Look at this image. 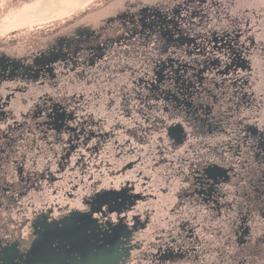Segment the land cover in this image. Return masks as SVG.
I'll return each mask as SVG.
<instances>
[{
	"label": "water",
	"instance_id": "1",
	"mask_svg": "<svg viewBox=\"0 0 264 264\" xmlns=\"http://www.w3.org/2000/svg\"><path fill=\"white\" fill-rule=\"evenodd\" d=\"M187 1L190 3L185 4L186 0H89L69 15L40 22V27L49 30L41 34L37 50L13 58L0 50V83L13 82L11 89L15 95L11 99L16 95L23 98L21 105L5 119L0 113V144L4 147L0 159L5 156L8 160L4 167L0 166V185L8 182L11 191L21 193L26 187L21 178L40 183V178L45 176L42 186H50L43 191L48 199L60 191H54L56 181H47L50 178L48 168H51L52 178L57 179L68 174L79 178L83 173H100L110 178L106 185L95 183L88 186L90 181L83 184L84 177L77 188L84 195L76 209L31 216L29 231L25 235L28 234V238L23 243L0 238V264H141L145 259L149 246L144 234L149 230L152 218L144 213L143 205L151 200L146 193L152 192L160 200L157 190L150 191L157 188V175L143 173L141 182H134L132 168H127L131 165L130 159L123 164L122 173V168L114 172L116 179L112 180L107 169L95 161L97 157L93 151L79 154L80 148L93 147L97 129L115 137L119 132H125L128 133L126 139L133 141L140 137L143 140L153 129L150 125L153 122L159 131L158 137L176 148L191 145L201 137H214L212 142L220 143L225 152L221 160L208 152L210 146L202 148L198 155L190 153L187 161L189 193L207 206L221 200V227H225L226 220L223 219L226 214L231 221L235 202L227 203L225 188L232 183L233 195H239L246 165L241 160L240 147L227 155L231 143L229 129L232 128L221 107L224 99H215L209 93L212 86L205 81L207 72H214L216 67L204 65L202 60V70H193V66L190 69L191 65L182 59H173L162 49L157 56L144 59L145 66L134 54L132 70L122 69L128 67V59L131 60L128 52L144 46L154 35L166 48L187 49L188 55L191 54L196 40L198 43L202 38L197 39V32L185 33V24L193 18L201 21L204 15L201 10L207 0ZM193 12L197 14L193 15ZM255 34L243 58H254V74L261 79L264 73V35ZM214 41H217L216 37L212 38L213 45L216 44ZM202 45L204 52L211 47L208 39ZM131 72L138 76L142 74L140 87L145 86L150 96L146 99H155L168 108L180 110L174 113L183 116L184 123L164 124L160 118L153 117L155 114L151 116L154 112L160 114V110L153 106H142L137 112L126 111L125 99L135 87L132 84L131 88L122 86V81L128 82ZM7 75L10 76L6 78ZM19 82L23 86L17 85ZM166 82L171 83L168 90L163 86ZM255 85V91L261 90L259 83ZM200 91L204 93L200 94ZM102 94H110L108 106L99 100ZM94 116L106 117L113 124L123 121L118 125L130 126L115 129V135H112V129L108 127L91 125L90 121H96ZM77 119L88 123L85 140H81ZM62 150L68 161L60 172H55L53 151ZM230 161L237 164V171L232 176L218 167V162ZM166 163L153 172H164ZM37 194L38 191L32 190L30 197ZM21 199L18 196L15 202L9 203L1 198L3 206L0 209L7 211L8 215H15L16 202ZM153 216L162 227L169 219L163 208L155 209ZM174 245L169 242L159 246L150 256L151 263L179 262L181 256Z\"/></svg>",
	"mask_w": 264,
	"mask_h": 264
},
{
	"label": "flooded vegetation",
	"instance_id": "2",
	"mask_svg": "<svg viewBox=\"0 0 264 264\" xmlns=\"http://www.w3.org/2000/svg\"><path fill=\"white\" fill-rule=\"evenodd\" d=\"M87 1L89 0L80 4L76 9L82 7ZM40 2L41 0H0V50L6 51L11 55V58L39 48L37 43L41 38L43 28L35 29L32 25L36 24L37 26L46 19L54 20L66 15L61 14L42 19L28 18L29 12L37 8ZM189 3L186 0L185 4ZM235 3H230L226 8L221 0L217 3L207 0L201 10L204 14L201 21L193 20L192 17L193 19L186 22L185 33L197 32L199 36L197 39L202 38L198 43L196 40L195 48L191 50L190 55H188L187 49L166 48L161 39L154 35L144 46L140 45L138 49L133 48L128 52L131 60L128 59V67H122L123 70H132L134 54L139 57L140 64L145 66L144 59L157 56L162 49L166 50L167 55L173 59L184 60L191 65L190 69L194 67L193 70H202V65H200L202 60L205 61L204 65L216 67L214 72L213 70L207 72L205 81L209 86H212L213 89L208 91L214 95L215 99L219 97L224 99L221 107L225 119L229 120L232 128L229 129L231 143L227 149V155H231L235 149L240 147L241 160L246 165L244 184L239 195H233L232 183L225 188L227 203L235 202V212L231 221H229L228 214L224 216L223 221L226 220L224 228L221 227V200L208 206L204 205L203 201L190 195L188 186L190 174L187 161L191 157L190 153L198 155L202 148L210 146L208 152L214 155L215 159L221 160L225 148L220 143H213L214 137H201L191 145L188 143L187 146L176 148L166 144V141L164 143L158 137L159 131L152 122L150 125L153 129L146 133L143 140L140 137L133 141L126 139L128 133L125 132H119V135L115 137L97 129L93 147L79 149V154L84 151H93L94 156L97 157L95 161L102 168L107 169L112 180L116 179L114 172L122 168L123 164L130 159L131 165L127 168H132L135 175L134 182H141L143 173L157 175L155 177L157 188L150 189V191L157 190L160 200H157L154 193H146L151 200L143 205V211L152 218V223L144 234L145 243L149 249L146 248L147 256L144 252L145 259L141 264H152L150 256L159 246L169 242H174V247L177 248L181 256L180 261L176 264H264V116L262 115L264 111V73L259 79V76L254 74V58L251 60L243 58L245 50L253 41L252 37L256 35L255 32L264 35V0H235ZM192 14L196 15L197 13L193 12ZM213 37H216L217 40L214 41L216 43L214 45ZM207 39L211 47H208L204 52L202 43H205ZM147 71L148 69L145 72ZM9 76L7 75L6 78ZM140 77L142 74L138 76L131 72L128 82L127 80L122 81V86L129 85L131 88L132 84L135 87L131 88L128 93L124 109L131 113L132 111L137 112L142 106L146 108L153 106L160 110V114L151 113V116L155 114L154 118H160L167 125L183 124L184 122L181 120L183 116L174 113L180 110L168 108L164 103L160 104L155 99H153L155 101L146 99L149 94L146 92L145 86L140 87ZM168 78L166 77V79ZM131 79L134 80L131 81ZM147 79L144 80L148 81ZM255 83H259L261 89L258 92L255 91L257 88ZM21 84V82L17 83V85L23 86ZM11 86H13V82L0 83V113L3 119L21 105L23 99L17 95L15 99H11L15 95ZM163 86L168 90L171 83L166 82ZM199 93L203 94L204 92L200 91ZM207 96L208 94H206ZM99 100L108 106L110 94H102ZM95 118V122L90 121L91 125L94 123L97 128L99 126L108 127L112 129V135H115V129L130 126V124L118 125L123 121L113 124L106 117ZM76 122L80 127L81 140L87 139L85 134H88L86 131L88 123L78 119ZM165 148H167L166 151ZM3 150L4 147L0 144V151ZM53 154L55 172H60L67 164V154L64 150L53 151ZM6 162H8L7 158L2 156L0 166L2 164L4 167ZM162 163H166L163 167L164 172H153ZM218 163V167L227 171L228 176H232L237 171V164L234 161ZM123 169H125V165L121 173ZM47 172L50 176L47 181L50 183L56 181L54 186L57 188L54 191L60 190L53 193V197L48 199L45 198L46 193L43 191L50 189V186L46 184L42 186L46 180L45 176L40 178V183L38 180L21 178V182L26 186L21 193L11 191L8 182L0 185V199L4 198L6 202L13 203L18 196L22 198L16 202L17 213L15 215H8L7 211L5 213L3 209H0L1 239L7 240V242L16 240L23 243L24 239L28 238V234L25 235L29 231V222L36 214H59L67 209L78 208L84 193L77 188L84 177L83 184L90 181L88 186H93L95 183L106 185L110 181V178L100 173H83L79 178L68 174L62 179H60V175V178L57 179L52 178L51 168H48ZM33 183H37V185L34 186ZM32 190L38 191V194L30 197ZM140 197L143 196L140 195ZM0 206H3L2 201H0ZM161 208L166 209L169 214V219L165 222L164 227L160 226L159 221L155 222L153 216L155 209ZM18 238H21V241ZM154 264H159V262Z\"/></svg>",
	"mask_w": 264,
	"mask_h": 264
},
{
	"label": "rangeland",
	"instance_id": "3",
	"mask_svg": "<svg viewBox=\"0 0 264 264\" xmlns=\"http://www.w3.org/2000/svg\"><path fill=\"white\" fill-rule=\"evenodd\" d=\"M85 1L86 0H41L40 5L29 12L28 18L42 19L50 16L54 17L55 15L67 14L75 10L80 4H82ZM211 1H214L216 3L219 2V0H211ZM221 2L225 5L226 8H228L230 3L236 4L235 0H221ZM33 27L37 29L38 27H40V25ZM42 28H43V32L49 30L47 27L45 28V26H42Z\"/></svg>",
	"mask_w": 264,
	"mask_h": 264
}]
</instances>
